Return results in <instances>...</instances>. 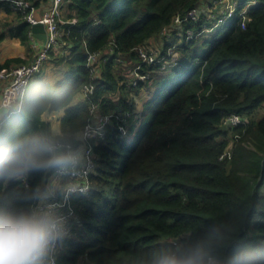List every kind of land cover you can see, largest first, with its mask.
<instances>
[{
	"label": "trees",
	"instance_id": "obj_1",
	"mask_svg": "<svg viewBox=\"0 0 264 264\" xmlns=\"http://www.w3.org/2000/svg\"><path fill=\"white\" fill-rule=\"evenodd\" d=\"M214 1L66 0L60 41L70 54L59 59L67 67L66 77L50 84L41 73L31 84L32 88H53L62 106L18 117L13 126L26 132L47 129L51 126L42 114L65 109L61 130L72 141L90 121L92 103L104 114L133 109L131 89L116 62L119 55L136 61L132 69L142 60L137 49L176 26L175 18L192 8H197L198 20L190 19L182 29L200 33L209 26L210 13L216 12L212 7L224 9L225 2L217 0L214 5ZM246 7L242 3L224 23L225 31L221 33L219 27L203 43V55L190 52L199 35L178 45L177 50L187 53L178 65L163 71H169L168 75L138 82L133 88L138 93L142 87L162 82L165 87L175 77L132 144L120 137L117 119L107 128L105 140L95 145L98 163L92 189L71 196L77 229L64 238L59 264H135L139 254L162 243L196 239L213 228L220 234L215 255H227L241 243L264 244V113L260 114L264 108V0L248 7L243 26L239 10ZM1 10L13 11L7 1L0 0ZM74 18L77 23L68 22ZM6 36L19 38L31 49L30 23L9 28L0 41ZM170 46L165 43L161 52L167 61L170 57L163 55ZM108 49L111 56L101 57ZM89 53L100 55L101 65L89 66ZM197 57L202 62L196 63ZM27 63L21 57L8 58L0 62V70ZM154 68L144 65L143 71ZM89 85L94 86L93 92L75 103V96ZM161 90L145 104V116ZM230 114L239 115L242 122L228 126L225 121ZM1 125L7 121L3 119ZM46 174L33 172L0 185V194L44 189ZM35 202L21 203L32 206Z\"/></svg>",
	"mask_w": 264,
	"mask_h": 264
},
{
	"label": "clouds",
	"instance_id": "obj_2",
	"mask_svg": "<svg viewBox=\"0 0 264 264\" xmlns=\"http://www.w3.org/2000/svg\"><path fill=\"white\" fill-rule=\"evenodd\" d=\"M195 62H202L201 57ZM29 89L14 101L0 102V118L7 121L6 126L0 124V185L33 172L55 170L63 174L81 163L80 157L70 150V134L60 128L26 132L13 126L18 117L62 106L53 88ZM130 112L138 111L133 108ZM133 118L131 115L130 127L134 124V128H129V139L120 136L129 145L142 125V120L132 123ZM44 186L30 194H0V264H50L56 242L66 235V220L51 207L21 203L45 201L58 190L54 185L47 187L45 178ZM219 244V230L213 228L208 235L196 239L184 237L162 243L139 254L135 264H264V244L241 243L227 255H215Z\"/></svg>",
	"mask_w": 264,
	"mask_h": 264
},
{
	"label": "built area",
	"instance_id": "obj_3",
	"mask_svg": "<svg viewBox=\"0 0 264 264\" xmlns=\"http://www.w3.org/2000/svg\"><path fill=\"white\" fill-rule=\"evenodd\" d=\"M1 1H7L13 11L19 13L21 15L20 17L31 25L37 23L45 24L48 33V41H41L43 42V45L42 47H39L37 49V54L32 62L13 67L12 69L5 68L3 70H0V77H11L9 80L10 84L7 85L3 92V103H8L16 100L23 92L28 90L29 87L32 88V81L44 71L43 67L46 64L49 53L54 48L60 45V39L63 35V31L61 30L60 26L61 24L66 22L62 16V6L65 4L66 0H50V4L48 6H45L41 3L44 2V0H39V3L31 0ZM215 1L217 2V0ZM220 1L224 3L226 0ZM242 3L247 4L246 8H242L239 10L242 25L245 26L246 21L248 20V7L251 5H255L257 3V0H248L246 2H244V0H236V5H232L228 9H226V4L224 3L225 5L224 9L221 11V17H218L216 24L204 28L200 33H196L193 29H187L185 31H183L182 29V25H184L190 19H194L195 21L198 20L197 8L190 9L185 16L178 15L175 18L176 26L166 28L161 33V35L164 32H166L165 35L171 33L170 35L165 36L166 43L171 44V46L167 50V52L169 51L170 53L168 57H172V59L169 60L170 63L168 65L174 66L179 64L178 55L177 53H175L177 45L176 43H174V40L178 37L173 35L174 31L172 30L174 28L179 27V29L182 30L179 35L180 40L181 37H183L182 39L184 40L187 39V41L193 40L199 35H202V33L212 32L216 26L227 23L236 15L238 8ZM68 22L71 24H75L77 23V19H70L68 20ZM36 40L38 39L35 38L31 33V41ZM34 46H36V42H34ZM138 52L141 55L142 60L139 64L135 65L131 69L130 76L132 77V79L130 83H128V86L131 90H133L138 82L145 83L150 80L151 72L149 70L143 71L144 65H147L148 67L161 66L162 62L167 61L166 57H162L161 54L160 56H157V53H155V51H147V49L144 47H139ZM99 56L89 53V66L92 67L93 65H95ZM92 71H95V68H92ZM93 90V85L86 86L83 89L84 98L87 97L89 93H92ZM91 115L92 117L85 128L75 133L74 140L70 141V150L80 157L81 163L76 168L63 174L58 173L55 170L47 171L45 181L53 178L52 186H56L58 190L56 194L51 196L49 199L45 201H36L32 205L51 207L58 214L62 215L66 220V235L56 242L50 255V264H59V251L62 248V242L64 238L71 237L73 231L77 229V214L72 208L71 196L73 193L78 192L88 193L92 189V176L96 172L98 163L95 145L105 140L107 128L111 126L117 119L121 131L120 136L122 138L128 139L130 137L129 128L132 115L130 110L126 112L113 111L111 113L104 114L101 113V110L99 109V105L97 103H92ZM123 120H125V122H122ZM225 122L228 126H235L241 123L242 119L237 114H230ZM66 188H71L72 190H61Z\"/></svg>",
	"mask_w": 264,
	"mask_h": 264
},
{
	"label": "rangeland",
	"instance_id": "obj_4",
	"mask_svg": "<svg viewBox=\"0 0 264 264\" xmlns=\"http://www.w3.org/2000/svg\"><path fill=\"white\" fill-rule=\"evenodd\" d=\"M213 4L214 5H216L217 3H216V1H214L213 2ZM226 4V5H225ZM225 6H226V9H228L229 7H231L232 5L233 6H235L236 5V0H226L225 1ZM217 7V8H216ZM212 10H216V12H211L210 13V15H212L211 16V18H212V20H211V22H209L208 24H209V26H210V24H211V26L214 24H216V22H217V19H218V17H221V11L223 10V9H219V7L218 6H213L212 7ZM9 14H7L8 16L5 18V20H3V18H2V22H1V25H2V27L4 28L3 30H6L5 29V27L7 28V30L6 31H8V29L10 28V27H8V26H6L7 24H12L13 25V21H16V19L17 20H20L19 18V16H21L19 13H15V12H13V11H11V12H8ZM10 14H12L11 16H12V19L9 17L10 16ZM3 17H5V16H3ZM9 20H11V21H9ZM24 22V21H23ZM209 26H207V27H209ZM226 26L227 25H225V24H221L220 26H216L215 28H214V30L212 31V32H207V33H202V35L200 36V37H198L197 38V41L195 42V44L193 45V47H192V49H191V53L192 54H198V55H203V53L205 52V46H204V42L205 41H207V40H210L215 34H216V32H217V29L220 27V31H221V33H223L224 31H225V29H226ZM11 28H13V27H11ZM172 31H174L173 32V35L174 36H176V37H178L177 38V40H176V45L178 44L179 45V47H182V46H184V44H185V42L187 41V39L186 40H184V39H182L183 37H181V40L179 39V35H180V32H182V30H180L179 29V27H176V28H174ZM184 31V30H183ZM165 33L166 32H164L162 35H158V36H155L154 38H152L147 44H146V46L144 47V48H146L147 49V51H155V53H157V56H160V54H161V52L163 51V47H164V45H165V43H166V40H165V36H168V35H170V34H167V35H165ZM179 39V40H178ZM178 45H177V47H178ZM137 52H138V49H137ZM175 53H177V55H178V58H180L181 57V55H183V54H186L187 52H185L184 50H182V49H176V52ZM70 54V50H69V48L66 46V43L65 42H61V44H60V46H59V48H54L50 53H49V57H48V59H47V61H46V63H49V64H45L46 65V67H48V68H50V71H52V72H58V71H62L63 70V68H67L66 67V65L63 63V62H60L59 61V59L60 58H63V57H65V56H68ZM138 54H139V52H138ZM32 55H33V53H32ZM111 56V51H109V49L108 50H106L105 52H104V54L102 53L101 54V57L102 56ZM168 55H170V53H169V51H168ZM139 56H140V58H141V55L139 54ZM170 59H172V57H170ZM173 59H174V57H173ZM100 59H99V57H98V59H97V62H98V64H100L101 65V63H102V61L103 60H101V62L99 61ZM117 64L119 65V69H120V72H121V74L125 77V79H126V81H127V85H129L128 83H130V81H131V79H132V77L130 76L131 75V67L133 66V64L136 62V61H132L127 55H119V57L117 58ZM163 63V64H162ZM161 63V66H155V68L154 69H152L150 72H151V76H150V80H152V79H157V78H159L160 76H166V75H168L169 74V71H166V72H163L164 70H166L168 67H169V63H170V61L168 62V61H164V62H162ZM45 67V66H44ZM54 67H57V68H54ZM158 68V69H157ZM64 69V70H65ZM42 75H44V74H42ZM10 76L9 77H7V78H5V77H0V81H3V87L4 88H2V90L0 89V93H1V100H0V102H2L3 103V92H4V89L7 87V85H9L10 83H9V80H10ZM175 79V77H173V78H171L170 80H168L165 84V87H163V85H162V83H160L159 85H157L158 86V88L159 89H163L164 88V90H161L159 93H160V96H159V98H158V100H156V101H154L150 106H149V112H148V114L145 116L144 115V111H145V101H146V99L148 98V97H150V95H148V93L146 92L145 93V91H144V89L145 88H142L140 91H141V93L139 94V92L137 93V91H134V90H129V97L130 98H133L134 99V101H135V103H136V106L134 107V109L135 110H139V111H141V112H137V114L136 113H133L132 114V116L133 117H135V118H133V120H132V123H134V122H137V123H139L141 120H142V125H141V128L143 127V125H144V123L146 122V120L147 119H149V117L152 115V113L154 112V110L156 109V107L162 102V100L164 99V97H165V95L167 94V92H168V88L170 87V85L173 83V82H171V81H173ZM7 83V84H6ZM170 83V84H169ZM6 84V85H5ZM5 85V86H4ZM2 86H0V88H1ZM154 87V85L153 86H151L150 88L152 89ZM167 87V88H166ZM30 90V89H29ZM23 92V91H22ZM80 93V92H79ZM81 93H83V90L81 91ZM134 96H136V97H134ZM113 97L116 99L117 98V95L115 94V95H113ZM19 98V97H18ZM17 98V99H18ZM143 111V112H142ZM45 112H46V114H45ZM43 114H45L44 116H43V114H42V118L45 120V121H47V120H50L51 121V123L49 122V121H47V122H49L50 123V126L51 127H53V124L55 123V122H57V121H59L58 122V126H57V128H60L61 129V126H62V119L60 120V116L55 112V111H45ZM49 112H51V113H49ZM47 113L49 114V115H47ZM264 113V108L263 109H261L260 110V114H263ZM60 114V113H59ZM45 117V118H44ZM137 117V118H136ZM140 119V120H139ZM2 120H3V118H0V124H1V122H2ZM125 140V139H124ZM64 252V250L62 249V250H60L59 251V254H62Z\"/></svg>",
	"mask_w": 264,
	"mask_h": 264
},
{
	"label": "crops",
	"instance_id": "obj_5",
	"mask_svg": "<svg viewBox=\"0 0 264 264\" xmlns=\"http://www.w3.org/2000/svg\"><path fill=\"white\" fill-rule=\"evenodd\" d=\"M43 5L48 6L50 4V0H44V2H41ZM14 12V11H13ZM16 13V12H15ZM7 14H9L7 11L1 10L0 11V35L3 33H6L7 28L5 27L6 30H3L4 28L1 25V20L3 18V20H5V18L8 16ZM12 14H10V18L12 19ZM5 16V17H3ZM20 20L13 21V25L12 24H7L6 26L8 27H16L18 25H20L23 22L22 18H19ZM11 21V20H9ZM34 42H36V46H34ZM43 42L36 40V41H32L31 42V49H28L27 46L23 45L20 41L19 38L17 37H12V36H6L2 41H0V62H4L5 60H7L8 58H14V57H21L23 59H25L27 62H32L37 54V49L39 47H42ZM60 46V45H59ZM59 46L57 48H59ZM33 53V55H32ZM49 63H46V65ZM46 65H44V75H43V81H45L46 83H50V84H56L57 82L63 80L66 77V72H67V68H63L62 71H58V72H52L50 71V68L46 67ZM57 68V67H54ZM65 69V70H64ZM7 84V83H6ZM5 84V85H6ZM4 85V86H5ZM0 86H2L0 89L2 90L3 87V81H0ZM153 86V85H152ZM157 89L158 86L154 85V87L151 88H145L144 91L145 93L147 92L148 95H150V97H148L145 101V104L147 102H149L151 99H153V97L156 95L157 93ZM141 93V91H139V94ZM0 97H1V93H0ZM84 99V93H78L75 98H74V102H79L81 100ZM1 100V98H0ZM138 112H141L139 110H137ZM48 112V111H47ZM59 116H60V120L64 117L65 115V109L62 110H57L55 111ZM143 112V111H142ZM51 113V112H49ZM60 113V114H59ZM46 114V112H45ZM43 114V116L45 115ZM47 115H49L47 113ZM45 118V117H44ZM51 123L50 120H47ZM58 122H55L53 124L54 127L58 126ZM52 124V123H51ZM48 179V178H46ZM52 182H53V178H50L48 181H46L47 183V187L48 186H52Z\"/></svg>",
	"mask_w": 264,
	"mask_h": 264
},
{
	"label": "water",
	"instance_id": "obj_6",
	"mask_svg": "<svg viewBox=\"0 0 264 264\" xmlns=\"http://www.w3.org/2000/svg\"><path fill=\"white\" fill-rule=\"evenodd\" d=\"M31 33L35 38L40 41L47 42L48 41V33L45 24L37 23L31 25Z\"/></svg>",
	"mask_w": 264,
	"mask_h": 264
}]
</instances>
